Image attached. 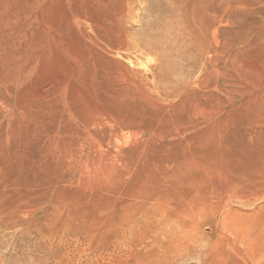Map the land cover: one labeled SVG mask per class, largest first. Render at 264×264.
Returning <instances> with one entry per match:
<instances>
[{
    "label": "rangeland",
    "instance_id": "374dc122",
    "mask_svg": "<svg viewBox=\"0 0 264 264\" xmlns=\"http://www.w3.org/2000/svg\"><path fill=\"white\" fill-rule=\"evenodd\" d=\"M177 1L0 0V264H264V0Z\"/></svg>",
    "mask_w": 264,
    "mask_h": 264
},
{
    "label": "bare ground",
    "instance_id": "6f19581e",
    "mask_svg": "<svg viewBox=\"0 0 264 264\" xmlns=\"http://www.w3.org/2000/svg\"><path fill=\"white\" fill-rule=\"evenodd\" d=\"M177 8H179L178 10H181L182 11V16H181V21H182V23H183V30H184V34L185 33H191V30L194 32V30H195V32L197 31V29H196V27H195V25H194V22L191 20L192 18L190 17V13H192V8H193V3H191L189 0H178L177 1ZM176 8V9H177ZM220 8V7H219ZM181 11H180V13H181ZM220 13H221V11H220ZM223 13V12H222ZM212 14H214V13H212ZM218 15V14H217ZM173 16V15H172ZM176 17V16H175ZM173 18V17H172ZM171 20V19H170ZM178 20V19H177ZM214 21V20H213ZM218 25L216 26V27H218V28H221V25H222V16H221V14L219 15V17H218ZM213 26V25H212ZM171 27V26H170ZM211 27V26H210ZM172 29V28H171ZM212 29V28H211ZM223 29V28H222ZM210 31H211V33H210ZM208 33H209V35L211 34V36H212V39H213V36H214V34H215V30H213V32H212V30H210ZM223 32V31H222ZM181 33V32H180ZM176 34H177V32H176ZM182 34V33H181ZM139 36V35H138ZM185 36V35H184ZM208 36V35H207ZM210 36V37H211ZM221 36V35H220ZM141 37V36H140ZM138 38V39H142V38ZM185 37H187V35L185 36ZM206 37V36H205ZM205 39V38H204ZM134 40V39H133ZM218 40V39H217ZM212 41V40H211ZM222 41V40H221ZM135 42V41H134ZM133 42V43H134ZM173 43V42H172ZM216 42H214V44H215ZM180 44V43H179ZM125 45H126V43H125ZM143 44H142V42L140 41V40H137L135 43H134V46H142ZM161 45V44H160ZM178 45V44H177ZM218 45V44H217ZM220 45H222V44H220ZM206 46H207V44H206ZM215 47V46H214ZM219 47V46H218ZM127 48V47H126ZM202 48V47H201ZM212 48V47H211ZM216 48V47H215ZM132 48H130V50H131ZM139 49V48H138ZM129 50V49H128ZM204 50V49H203ZM141 51V50H140ZM209 51V50H208ZM143 52V51H142ZM212 52H213V49H212ZM221 52V51H220ZM204 54V53H203ZM220 54V53H219ZM199 57V56H198ZM217 57V56H216ZM135 59V58H134ZM213 62V61H212ZM209 67V66H208ZM210 71V70H209Z\"/></svg>",
    "mask_w": 264,
    "mask_h": 264
}]
</instances>
